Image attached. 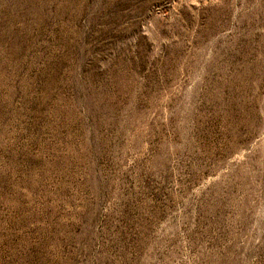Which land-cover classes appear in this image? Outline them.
I'll return each mask as SVG.
<instances>
[{"label": "rangeland", "instance_id": "374dc122", "mask_svg": "<svg viewBox=\"0 0 264 264\" xmlns=\"http://www.w3.org/2000/svg\"><path fill=\"white\" fill-rule=\"evenodd\" d=\"M0 264H264V0H0Z\"/></svg>", "mask_w": 264, "mask_h": 264}]
</instances>
